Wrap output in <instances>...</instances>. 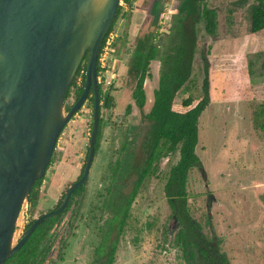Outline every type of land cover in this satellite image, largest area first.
<instances>
[{
  "label": "rangeland",
  "instance_id": "rangeland-1",
  "mask_svg": "<svg viewBox=\"0 0 264 264\" xmlns=\"http://www.w3.org/2000/svg\"><path fill=\"white\" fill-rule=\"evenodd\" d=\"M128 1L132 2L130 6L117 5L120 10L111 29L112 51L105 55V74L100 77L103 93L108 82L112 84L106 105L99 106L98 146L87 179L66 211L42 226L51 233L47 243L53 241L51 253L41 264H91L107 232L110 213L103 206L109 189L114 186L115 199L126 198L145 163L149 123L144 115L157 87L159 62L155 58L148 64V76L142 85L145 101L138 110L130 96L133 82L127 70L135 49L140 48L139 41L151 28L153 17L147 10L152 0ZM252 1L207 0L205 7L215 12L213 35L204 32L202 22L182 24L184 30L193 32L196 43L192 46L189 76L174 99L178 105L185 96H200L204 57L209 103L198 118L195 154L199 166L187 173L186 207L190 218L200 226L203 240L199 242L215 247L229 264H264V73L260 71L264 31L248 33V6ZM177 2L162 0L157 28L172 29L177 17L173 15L169 26V14ZM163 37L157 34L153 40L158 53L163 50ZM80 80L77 77L64 99L63 113L73 102ZM91 109L92 103L84 101L60 131L48 167L34 188V201L25 199L21 206L12 245L22 227L46 213L59 194L75 182L86 158ZM127 155L130 167L117 178L116 168ZM177 158V152H173L159 159L154 172L140 183L116 240L112 264H185L174 242L179 225L170 214L163 191ZM113 239L111 232L104 239L102 254Z\"/></svg>",
  "mask_w": 264,
  "mask_h": 264
},
{
  "label": "water",
  "instance_id": "water-1",
  "mask_svg": "<svg viewBox=\"0 0 264 264\" xmlns=\"http://www.w3.org/2000/svg\"><path fill=\"white\" fill-rule=\"evenodd\" d=\"M119 0H0V264L86 181L98 127L96 57ZM83 61L81 92L63 113L64 95ZM93 88V112L80 178L60 205L36 218L12 245L14 227L41 179L60 131Z\"/></svg>",
  "mask_w": 264,
  "mask_h": 264
},
{
  "label": "trees",
  "instance_id": "trees-1",
  "mask_svg": "<svg viewBox=\"0 0 264 264\" xmlns=\"http://www.w3.org/2000/svg\"><path fill=\"white\" fill-rule=\"evenodd\" d=\"M124 1L129 6L132 3L128 0ZM185 1L190 2L192 0ZM151 3L148 4L149 9L147 10L148 12L152 11L151 28L149 33L145 34L143 39L139 41L138 45H140V48L135 49L136 53H133L127 70L133 82L130 93L131 99L134 106L138 110H141L145 101L142 85L144 79L148 76V64L155 58L159 62L157 87L152 91L151 105L149 111L144 115V118L149 123L145 138L147 145L145 163L126 198L120 197L115 199L114 186L112 190L109 189L107 199L103 206L106 212L110 213V218L106 222L107 232L103 234L101 244L95 249L94 259L91 264H97V262L99 264H112L116 240L125 226L130 203L136 195L140 183L146 176L154 172L155 163L159 159L173 152H177L178 158L168 172L163 191L167 205L170 208V214L179 225L174 242L180 247L182 258L185 264H229L222 254L216 252L215 247L199 242L203 240V237L200 235V226L190 218L186 207L185 185L187 173L191 168L199 166L198 158L195 154V147L198 140V118L209 103L207 62L202 57L203 75L200 85V96L196 99L185 96L178 105H175V96L189 76L191 51L192 46L196 43V38L190 33L191 31L189 29H183L186 31L185 33L181 32L182 30L175 29L173 33L163 37L165 39L163 50L158 53L153 45V40L158 29L155 22L162 10L160 7L162 0H152ZM119 10L120 8L117 6L113 21L104 39L111 32ZM248 12V33L252 35L264 31V0H253L248 6ZM201 16L205 33L213 35L216 27L215 12L207 9L205 3H203ZM172 28H175V25ZM96 66L98 65L96 64ZM83 69L84 64L82 61L68 85L64 98H66L69 90L74 86L77 77H80L82 84ZM260 71L264 73V54L260 62ZM80 90L81 86L75 90L74 99L78 97ZM90 101L92 102V99ZM99 122L98 120L94 154L98 146ZM128 162L130 160L127 155L118 164L114 173L117 178H120L128 170L130 167V165L127 166ZM40 181L41 179H38L34 182L26 200L34 201V188ZM81 186L72 191L70 202L81 189ZM70 202L68 205H70ZM57 217L41 222L33 230L24 245L13 253L9 259L5 260L3 264H7L13 259V264H41L45 247L40 248V244L37 245L39 240L37 242L34 241L35 235L38 233L36 230L38 228L40 230L45 223L51 222ZM111 232L114 233V239L109 243L104 254H102L101 249L104 239ZM32 240L34 242L31 245Z\"/></svg>",
  "mask_w": 264,
  "mask_h": 264
},
{
  "label": "flooded vegetation",
  "instance_id": "flooded-vegetation-1",
  "mask_svg": "<svg viewBox=\"0 0 264 264\" xmlns=\"http://www.w3.org/2000/svg\"><path fill=\"white\" fill-rule=\"evenodd\" d=\"M121 3L118 5V6H122L124 3H126L124 0H120ZM207 0H192L190 2H187L185 0H178L177 2V5L175 6L174 8V11L172 13L169 14V26H170V22L174 19L173 15H175L176 19H175V28H172L171 30H166V31H163L161 29H157L156 30V33L155 35L159 34V35H164V36H168L170 33H173L174 30H182L181 32H186L183 30L182 28V24L185 23L186 25V22H191V23H197V22H202L203 23V19H202V16H201V10H202V5L203 3H205ZM187 6H186V5ZM160 7H162V5H160ZM149 14L151 15L152 14V11L149 12ZM161 14V13H160ZM193 21V22H192ZM196 21V22H195ZM169 28V27H168ZM204 30V29H203ZM165 32V33H164ZM205 32V31H204ZM190 33L193 34V32L191 31ZM95 72H96V92H97V103H98V112H99V106H105V103H106V97H108V90L109 88L111 87V84H112V81L108 82V84L106 85V91L103 93V84L102 82L99 80H97V77L99 76V74L103 77L104 74H105V70L102 71V73H100L99 71V67L96 66L95 68ZM83 84V82H82ZM82 84H81V89H82ZM81 92V90H80ZM79 96V95H78ZM78 98V97H77ZM73 99V102L69 105V107L67 108V110L71 107V105L75 102V100L77 99ZM65 99V98H64ZM92 99V102L90 101ZM88 100L90 103H92V109H91V114L93 112V88L90 86L89 89H88V93H87V96L85 98V101ZM92 117V116H91ZM84 165V163H83ZM83 165L82 167L80 168L79 170V174L76 178L75 181H77L79 179V177L81 176V173H82V169H83ZM72 184V183H71ZM70 184V185H71ZM66 191V190H65ZM65 191L61 194H59V197L58 199L56 200V202L54 203V205L49 209L47 210V212H50V211H53L55 210L61 203L62 201V198H63V195L65 193ZM72 193V192H71ZM71 196V194H70ZM70 202V197H69V200L66 204V206L64 207V209L59 213L57 214L55 217H57L58 215L60 216L62 213H64L66 211V207L68 206ZM46 212V213H47ZM45 214V213H44ZM43 215V214H41ZM41 215H38L36 216L34 219H32L31 221L28 222V224H26L25 226L22 227V230L20 231L21 234H20V237L19 239L21 238L22 236V233L24 232V230L38 217H40ZM53 217V218H55ZM48 220V219H47ZM43 222V221H42ZM41 223V222H40ZM39 223V224H40ZM38 224V225H39ZM37 225V226H38ZM36 226V227H37ZM35 227V228H36ZM33 232V231H32ZM31 232V234H32ZM30 234V235H31ZM51 233H49V231L47 229H44V228H41L40 231L35 235V238L34 240L37 242L38 240L41 242L40 244V248L43 247V244L46 243L45 245V251H44V257L43 259H45V256L48 254V253H51V244H52V241H53V238L51 239V242L47 243V240L49 239L48 237L50 236ZM30 237V236H29ZM28 237V238H29ZM18 239V240H19ZM106 239V238H105ZM17 240V241H18ZM28 240V239H27ZM26 240V241H27ZM24 245V244H23Z\"/></svg>",
  "mask_w": 264,
  "mask_h": 264
},
{
  "label": "built area",
  "instance_id": "built-area-1",
  "mask_svg": "<svg viewBox=\"0 0 264 264\" xmlns=\"http://www.w3.org/2000/svg\"><path fill=\"white\" fill-rule=\"evenodd\" d=\"M120 3L121 1L119 0L118 5ZM113 40H114V35L111 32L108 33L107 37L104 39L102 47H100L98 51V55L96 57V64L99 67L100 73H102V71H104L106 68V65H104V58H105V55H107L109 51H112V49L110 50V46L113 44ZM100 77L101 75L99 74V76L97 77V80H99Z\"/></svg>",
  "mask_w": 264,
  "mask_h": 264
}]
</instances>
